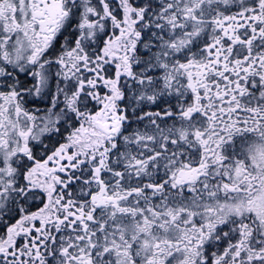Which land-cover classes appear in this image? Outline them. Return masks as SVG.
I'll return each mask as SVG.
<instances>
[{"label": "snow or ice", "instance_id": "obj_1", "mask_svg": "<svg viewBox=\"0 0 264 264\" xmlns=\"http://www.w3.org/2000/svg\"><path fill=\"white\" fill-rule=\"evenodd\" d=\"M0 264H264V0H0Z\"/></svg>", "mask_w": 264, "mask_h": 264}]
</instances>
